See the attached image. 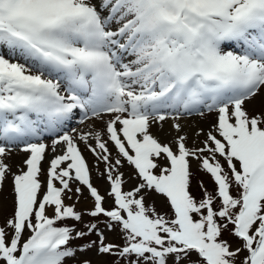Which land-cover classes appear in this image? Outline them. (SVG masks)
<instances>
[{
	"label": "snow or ice",
	"instance_id": "obj_1",
	"mask_svg": "<svg viewBox=\"0 0 264 264\" xmlns=\"http://www.w3.org/2000/svg\"><path fill=\"white\" fill-rule=\"evenodd\" d=\"M0 264H264V0H0Z\"/></svg>",
	"mask_w": 264,
	"mask_h": 264
},
{
	"label": "rangeland",
	"instance_id": "obj_2",
	"mask_svg": "<svg viewBox=\"0 0 264 264\" xmlns=\"http://www.w3.org/2000/svg\"><path fill=\"white\" fill-rule=\"evenodd\" d=\"M257 110H259V106H257ZM109 118L110 117H108V116L105 117V119H109ZM215 119H216L215 113H212V114L208 115L202 121L199 119V117H196V116H193V117L189 118L186 121H181V123H185V124L191 125V127L186 128V131L189 134L188 145L190 147L192 146V143H193L192 133L194 131V128L196 126H199V127H203L205 130H207L209 125H211V124H213L215 122ZM87 123H93L97 129H100V128L103 127V124L98 122V121H89ZM171 123H172V121L169 120V121H167L164 124V132L158 131L157 128H155V127H153L152 132L155 135H158L163 142H168V140L171 139V136H167V135H165V133L168 132ZM72 126H74V127H84V125H79V124H76L75 122L72 123ZM172 135L174 136L175 133H172ZM203 139H204L203 136L199 137V140H203ZM45 142L46 143H50V138L46 139ZM80 147L83 150L84 155L87 158V161H88L89 165L92 166L95 163V158L93 157V155L87 149H84V146L82 144L80 145ZM109 147L112 149L113 152H115V149L112 148L111 144L109 145ZM173 147H175V145H173ZM24 158H25V154L22 153V152L21 153H14L12 155V157L10 158V160L8 162L12 164L13 172H15L17 170V165H22V161H23ZM46 166L47 165L45 164V167ZM103 167H104V165L100 164V169L101 170H103ZM121 171H123L125 173V177H129V176H132L134 174L133 169L130 166H128L127 164L124 165V167L121 169ZM192 172H202V171H198L197 170V162L196 161L192 162ZM92 179H93L94 185L96 187H98V189L100 190L101 194H105L109 190V185H108L107 181L105 179L98 178L97 177V173H96L95 170H93V172H92ZM137 182H138L137 180H130L129 183L125 185V190H128V189L134 187ZM11 187H12V185H11V177L9 176L8 180L5 183V187H4V195L7 197V200L5 201L4 210H3L4 218H6L8 215L11 214L12 207H13L12 206V197H11ZM87 196H88V192L85 189L84 190V197H87ZM84 197H82L80 203L76 205L77 210H81V209H84L86 207H90L91 206L90 201L84 199ZM147 200H148V202H154L156 210L158 212L163 211L165 206H167L165 201L162 198L156 196L155 194H150L148 196ZM74 202H75L74 200H71V201L66 200V203H69V204L74 203ZM105 207H108V208L112 207L111 198L107 199ZM85 219L87 220V219H90V218L86 217ZM101 219H103V218H101ZM66 223H67L68 226H75L76 228H82L83 227L82 224H77L75 221H71V220L67 221ZM101 227H103V224H101ZM107 236H108V239L110 241L119 243V239H118V236L116 234L107 233ZM93 239H96L95 235H93L91 237H86V238L81 239V240H75V241H73V244L81 245V244L86 243L88 240H93ZM229 240H230L231 243H233V245L238 243L232 237ZM86 255L89 258L93 259V261H96L98 259L94 255V253H92V252H89Z\"/></svg>",
	"mask_w": 264,
	"mask_h": 264
},
{
	"label": "trees",
	"instance_id": "obj_3",
	"mask_svg": "<svg viewBox=\"0 0 264 264\" xmlns=\"http://www.w3.org/2000/svg\"><path fill=\"white\" fill-rule=\"evenodd\" d=\"M193 178H192V184H191V191L192 194L197 198L200 199L203 196V193L199 187L198 181L203 180L205 186L209 189L212 190L214 188V184L211 180V178L205 174L204 172H193ZM162 213H168L170 215L169 209L167 206H165L164 210L161 211ZM226 238L230 239L231 237H227ZM119 239V238H118ZM120 242V241H119Z\"/></svg>",
	"mask_w": 264,
	"mask_h": 264
}]
</instances>
